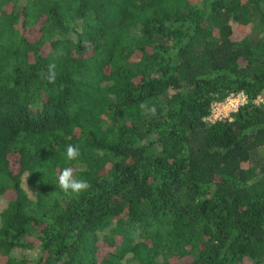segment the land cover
<instances>
[{"label":"trees","instance_id":"obj_1","mask_svg":"<svg viewBox=\"0 0 264 264\" xmlns=\"http://www.w3.org/2000/svg\"><path fill=\"white\" fill-rule=\"evenodd\" d=\"M262 98L264 0H0V264H264Z\"/></svg>","mask_w":264,"mask_h":264},{"label":"clouds","instance_id":"obj_2","mask_svg":"<svg viewBox=\"0 0 264 264\" xmlns=\"http://www.w3.org/2000/svg\"><path fill=\"white\" fill-rule=\"evenodd\" d=\"M225 100H223V101H225ZM219 103H221V102H219ZM213 105H212V107H213ZM212 107H211V109H212ZM153 111H154V109H153ZM210 114H211V111H210ZM210 114H209V116H210ZM79 154H80L79 153V149L77 147H75L73 145H68L67 146V158L69 160L76 159L79 156ZM59 185L65 191L71 190V192L77 193V194L82 192V191H86L88 189V187H89V185H88L86 180L74 179L73 178V174H72V170L70 168H64L63 169V171H62V173H61V175L59 177Z\"/></svg>","mask_w":264,"mask_h":264},{"label":"built area","instance_id":"obj_3","mask_svg":"<svg viewBox=\"0 0 264 264\" xmlns=\"http://www.w3.org/2000/svg\"><path fill=\"white\" fill-rule=\"evenodd\" d=\"M245 103L246 97L243 95V93L232 94L225 101L213 105L211 114L207 118V121L215 122L224 118H228L230 113L236 112L238 108L243 106ZM228 108L230 111L228 112L227 116L223 115V110Z\"/></svg>","mask_w":264,"mask_h":264},{"label":"rangeland","instance_id":"obj_4","mask_svg":"<svg viewBox=\"0 0 264 264\" xmlns=\"http://www.w3.org/2000/svg\"><path fill=\"white\" fill-rule=\"evenodd\" d=\"M247 31H248V29H247ZM247 31L245 30V32H247ZM245 32H244V33H245ZM236 34L239 35V36H241V34H239L238 31L236 32ZM255 102H256V104H258V103H262V104H264V98H262V99H258V100L255 101ZM229 111H230L229 108L226 109V110H223L224 113L222 112V114L225 115V116H227V114H228Z\"/></svg>","mask_w":264,"mask_h":264}]
</instances>
